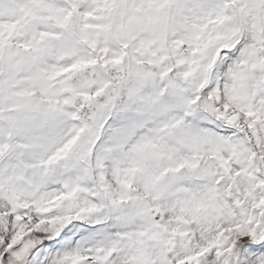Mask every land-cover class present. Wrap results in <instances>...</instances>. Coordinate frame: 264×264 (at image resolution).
Segmentation results:
<instances>
[{"label": "snow or ice", "instance_id": "snow-or-ice-1", "mask_svg": "<svg viewBox=\"0 0 264 264\" xmlns=\"http://www.w3.org/2000/svg\"><path fill=\"white\" fill-rule=\"evenodd\" d=\"M0 264H264V0H0Z\"/></svg>", "mask_w": 264, "mask_h": 264}]
</instances>
